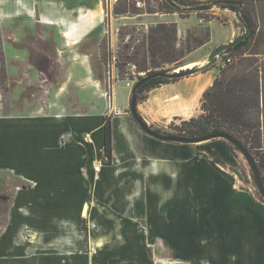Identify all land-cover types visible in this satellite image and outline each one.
<instances>
[{
    "label": "crops",
    "instance_id": "obj_1",
    "mask_svg": "<svg viewBox=\"0 0 264 264\" xmlns=\"http://www.w3.org/2000/svg\"><path fill=\"white\" fill-rule=\"evenodd\" d=\"M103 6L102 0H0V25L10 26L15 38L18 37L15 32L24 30L32 34L35 27L40 28L45 34L43 37L50 38L53 48L49 63L56 65L63 60L62 54L67 49H76L89 34L104 27L107 13ZM219 11L229 18L231 29L216 41L211 36L202 48H216L238 35L232 18L234 13ZM214 22L209 23L210 28ZM74 52L65 58L68 66L81 59L88 71L86 80L103 95L93 78L88 55ZM11 60L17 64L23 62V58H10L8 64ZM203 63V60L194 61L186 67H199ZM68 73V83L75 89L74 103L67 105L52 99L40 104L35 98L32 102L16 98L21 95L19 89L26 79L36 80L35 73L15 77L17 74L6 67L9 86L14 83L15 88L10 93L12 99L7 109L0 104V174L11 173L24 186L15 194V202L21 206L22 228L18 236L22 242L17 243V223L9 224L0 236V249L8 256L5 264H93L94 261H98L96 264H134L130 258V262L117 258L131 256L133 249L125 247L127 240L138 239L132 219H144L149 238L165 241L167 250L172 251L167 245V236L160 232L171 220L180 223L181 232L190 235L187 239L195 240L197 247L198 241L212 239L230 241V246L239 248L241 234L246 235L245 241L263 240L264 210L259 204L242 200L235 182L228 177V170L214 166H223L224 156L214 151L208 152L206 158L192 152L188 148L190 144L161 142L145 135L125 111L128 104L116 108L112 115H107L111 109L99 111L88 107L86 94H81V87L73 83L70 70ZM217 74V67L212 66L154 88L138 102L137 111L147 124L155 126L173 118L194 117L202 94ZM105 116L111 121L112 162L101 163L96 172L94 165L100 161L103 148ZM96 118H100L99 143L92 150ZM213 140H218L216 144L230 155L237 154L226 140ZM233 209L238 211L235 213ZM78 226L82 227L81 232L76 230L72 236L68 230ZM99 233H114V240L122 238V241L107 251L93 249L91 241ZM106 239L109 237L97 241L95 247L104 249ZM250 244L242 252V264H252L249 251L258 255V249ZM193 248L194 244L183 252L181 247V255L191 260L210 256L212 251L218 254V260L213 259L216 264H220L221 254L229 249L221 242L219 247L206 249L202 254ZM245 255L248 260L244 263Z\"/></svg>",
    "mask_w": 264,
    "mask_h": 264
},
{
    "label": "rangeland",
    "instance_id": "obj_2",
    "mask_svg": "<svg viewBox=\"0 0 264 264\" xmlns=\"http://www.w3.org/2000/svg\"><path fill=\"white\" fill-rule=\"evenodd\" d=\"M102 1L104 5V12L107 13V15L104 17V27H101L98 31L89 34L86 39L78 44L76 49H67L65 54H62L64 55V57H62L63 60H60V63L56 65L51 62L49 63L48 57L50 56V53L51 56L53 55V48L49 44L50 38H44L43 36L45 34L40 28L35 27V32H32V34L24 30L23 32H15L18 34V37L15 38V35H12L10 32V26H6L4 24L0 25V59L4 60L5 69L7 67V69L14 73V75L17 74L15 77L20 74L24 77L26 73L28 76H31L33 73L36 75V80L26 79L23 86L19 89L21 95L16 97L18 100L32 102L35 98V102L44 104L49 100L51 101L52 99H55L67 105H70L72 102L74 103L75 89L72 84L68 83V72L70 70L74 79L73 83L78 84L81 87V94H86V100L89 103L88 107L91 106L98 109L99 111H104L108 108L111 109V112L108 110L107 115L109 113L112 115L116 108L120 109L128 104L125 111L128 113V115H130L128 100L129 97H131V89L135 83L139 81V78L146 76V72L138 71L136 67L128 61H130L129 58L135 56L134 52H137L141 57L143 56V53L146 50V37L149 27L154 26L157 23H176L177 46L179 47L184 41L188 32L200 37L201 34L199 33V29H202L207 25L209 26L210 23H206L202 19H199L194 13L190 14L187 18H180L176 13H147V9L149 7H156L155 0H146L149 1V4H146L145 0H137L135 2V6L141 9V12H143L141 14L126 13L118 15L113 13V7L115 4L110 6L106 5V0ZM124 1L125 0H118L116 4H122ZM256 13V24L255 27H253L254 34L252 41L249 42L247 46L242 48L237 54H228L229 56L231 55L233 60L230 65L221 67L220 63L214 62V64H212L210 67H217L218 74L220 71H226L227 73L232 72V74H240L248 67V63H252L253 67H259L260 69L262 68L264 70V6H257ZM210 14L213 15L212 21L215 22L212 23L211 28L209 26V29L213 40L216 41L217 39L223 37L229 31V29H231V23H229V18L216 8H213ZM232 18L233 23L239 30L238 35L233 37V41L243 34L244 29L234 15ZM22 28L26 30V28L30 27H21V29ZM12 30L17 31L16 27H12ZM21 34H23V36ZM16 47L24 48V50ZM216 48L208 49L200 47L187 54L183 59H181V62L178 65L167 66L162 70L182 71L195 68L197 66H186L194 61L203 60L205 63L208 56ZM25 50L28 51V56H26L27 53ZM75 50L88 55L91 63L90 65L92 68L93 78L98 83L100 91L103 95H100V93L96 91L95 86L86 80L88 71L86 65L81 59L71 62L69 66L68 63H66L67 59L65 58L69 57L70 55H74ZM10 58H23V62L19 61L22 63L17 64V61L11 60L8 64V59ZM146 61L149 66L148 54ZM125 62V66H122ZM121 67H123L122 71ZM140 73H143L142 76ZM28 76L26 78H28ZM97 77L99 79H96ZM14 85L15 84L12 83L11 86H9L8 78L3 86L0 83V104L4 110H6L7 106L11 104L9 103L12 99L10 93L12 88H15ZM76 89L78 90V88ZM110 97L111 101H109ZM137 97L139 102V100L142 99V95H137ZM201 113L202 111L199 106L198 113L196 116L191 118H197ZM181 121L185 120L173 118L168 121L161 122L156 126L151 124L148 125L152 129L157 130L162 134L179 135L178 133L180 132L177 130V127L180 126ZM99 122L100 118L93 120V143L90 144V148L92 150L93 148H97L99 143ZM216 143H219V141L212 140L189 145L188 148H190V150L195 154H199V156L203 155L206 158L209 156L208 152L214 151L220 156H224L226 158L224 165L222 166V164H219L214 166L217 168L223 167L228 170V177L231 178L233 182H235L237 189L242 195L240 196L242 200H248L253 203L252 205L259 204L264 210V201L257 192L252 179L251 170L246 160L237 150H235L237 154L232 156L228 153V151H226L224 147ZM253 156L257 161L258 157L256 155ZM22 186H24L23 182L19 180V178L14 177L11 173L0 174V195L6 196L9 205L12 206L9 224L16 225L17 223L16 232H18L17 237L19 238L17 243L22 242L21 238L18 236L22 227L20 226L19 221V218L21 217V206L15 202V194L17 189ZM232 211L236 213L238 209H233ZM132 222L135 223L137 231L136 237L138 239H128L127 245L125 247L136 250L139 252V254L135 255L134 251L132 250L131 256L127 257L121 255L117 257L119 260L125 261V259L127 260L130 258L133 260L134 264H216L213 262V259H216V261L218 260V254L214 255L212 251L210 252V256L198 258L195 257L191 260H187L185 255H181L183 254L181 247L184 248L183 252H185L186 250L191 249L194 244L193 250H195L197 243L195 240L187 239L190 237V235L186 236L185 233L181 232L180 223L177 224L171 220V224H168L165 229L160 231L162 234L167 236L165 239L167 241V245L173 249L172 251L167 250L165 241L153 240L149 238V231L146 227L148 225L144 222V219H132ZM76 228L72 227L68 230L72 236L75 235L76 230L81 232V226ZM105 228V230H109L107 226H105ZM113 235L114 233H99L94 236L91 241L93 249L107 251L112 247L119 246L122 238L114 240ZM108 237L109 239H106L108 241L104 249L95 247L94 244L97 243V241H105L104 239ZM246 238L247 237L245 234H241L239 236V248H234L232 245L230 246V241H213L212 239H205L200 241L201 243L198 241L196 252L202 254L204 251H206V249L219 247L221 242L223 246L229 247L228 252L230 254L228 252H225L224 255L221 254V258L219 257L220 264H242L244 256L242 252L248 250L246 244L253 242L250 244V246H254L258 249V255L255 256L251 251H249L248 255L251 259L249 262L252 264H264V238L263 240L258 238L254 241H245ZM1 242L2 240H0V243ZM194 253V251L190 252V254ZM6 258H8V256L2 252V249H0V263H4ZM201 258H203L205 261H202L203 259ZM8 260L10 259H7V261ZM245 260H248L246 255L244 257V263L246 262ZM237 261L239 262L237 263ZM97 262L98 261H94L93 264H96Z\"/></svg>",
    "mask_w": 264,
    "mask_h": 264
},
{
    "label": "trees",
    "instance_id": "obj_3",
    "mask_svg": "<svg viewBox=\"0 0 264 264\" xmlns=\"http://www.w3.org/2000/svg\"><path fill=\"white\" fill-rule=\"evenodd\" d=\"M132 1V2H130ZM137 0H125L122 4H115L113 13L141 14L140 8L135 6ZM156 7L148 8L147 13L174 14L180 18H187L194 13L199 19L209 23L213 19L210 14L213 8L228 10L235 13L239 9L241 18L250 27L249 34L235 46L225 50V54H237L252 41L255 27L256 8L264 6V0H155ZM146 4L149 1L145 0ZM211 7L209 10L192 12L191 8ZM200 37L188 32L184 41L177 46L176 23H157L149 27L146 37V50L143 56L134 52L129 58L138 71L146 72V76L160 71L167 66H176L187 54L195 51L210 41L209 26L199 29ZM222 53V54H223ZM149 56V66L146 61ZM231 56V55H230ZM232 58V57H231ZM4 60L0 59V83L7 81ZM123 63L122 66H125ZM123 67H121V71ZM244 71V70H242ZM96 79H99L98 77ZM143 78H139V81ZM179 79L156 77L144 82L137 89V95L144 100L146 94L157 87L173 83ZM138 99V97H137ZM140 99V98H139ZM202 113L197 118L181 121L177 136H200L217 128L239 140L243 146L256 155V161L264 185V70L248 67L240 74L220 71L212 85L204 91L200 101ZM254 158V156H253ZM255 159V158H254ZM100 161L102 164L112 162V129L110 118L105 116L103 124V148ZM11 205L6 196L0 195V236L7 229L10 222Z\"/></svg>",
    "mask_w": 264,
    "mask_h": 264
},
{
    "label": "water",
    "instance_id": "obj_4",
    "mask_svg": "<svg viewBox=\"0 0 264 264\" xmlns=\"http://www.w3.org/2000/svg\"><path fill=\"white\" fill-rule=\"evenodd\" d=\"M211 7H201V8H191L190 11H200V10H209ZM236 19L239 21V23L242 25L244 32L243 34L238 37L237 39L219 46L216 48L207 58L206 62L199 67L190 68L187 70L182 71H169V70H160L154 73L149 74L148 76L143 77L140 81L136 82L133 88L131 89V97L129 101V114L131 119L135 122V124L139 127V129L147 136L152 137L158 141L161 142H169V143H179V144H198L201 142L210 141L213 139H224L228 143H230L246 160V162L249 165V168L251 170L252 179L254 182V185L257 189L258 194L264 201V185L262 181V177L258 168V165L251 155V153L243 146V144L231 136L230 134L226 133L225 131H222L220 129L214 128L210 132L200 135V136H194V137H183V136H177V135H166L158 132L157 130L152 129L140 116V114L137 111V105H138V99H137V89L140 85H142L144 82L151 80L156 77H165L169 79H181L183 77H187L189 75H192L194 73H198L208 67H210L214 62H216L217 57L222 54L225 50L232 48L237 43L242 41L250 31V27L248 24L241 18L239 9L234 13Z\"/></svg>",
    "mask_w": 264,
    "mask_h": 264
},
{
    "label": "built area",
    "instance_id": "obj_5",
    "mask_svg": "<svg viewBox=\"0 0 264 264\" xmlns=\"http://www.w3.org/2000/svg\"><path fill=\"white\" fill-rule=\"evenodd\" d=\"M106 1H107L106 5L113 6L114 4H116V2H117L118 0H106ZM106 11H107V10H106ZM232 61H233V60H232L231 56H229V55H227V54H225V53L220 54V55L217 57V59H216V63H220V66H221V67H225V66L230 65V64L232 63ZM142 74H143V73H140L141 76H142ZM110 99H111V97L109 98V101H111ZM85 137H86V140H87L88 142H90V137H89V135L86 134ZM100 166H101V161H98V162L94 165V170H95L96 172H98L99 169H100Z\"/></svg>",
    "mask_w": 264,
    "mask_h": 264
},
{
    "label": "bare ground",
    "instance_id": "obj_6",
    "mask_svg": "<svg viewBox=\"0 0 264 264\" xmlns=\"http://www.w3.org/2000/svg\"><path fill=\"white\" fill-rule=\"evenodd\" d=\"M98 245H101L100 243H98Z\"/></svg>",
    "mask_w": 264,
    "mask_h": 264
}]
</instances>
